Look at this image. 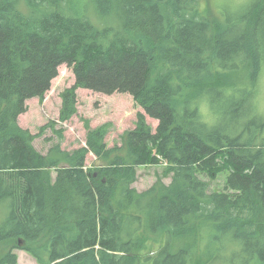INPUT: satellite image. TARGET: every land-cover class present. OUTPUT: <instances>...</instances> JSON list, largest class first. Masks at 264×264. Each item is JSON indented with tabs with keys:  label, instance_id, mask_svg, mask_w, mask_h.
<instances>
[{
	"label": "trees",
	"instance_id": "1",
	"mask_svg": "<svg viewBox=\"0 0 264 264\" xmlns=\"http://www.w3.org/2000/svg\"><path fill=\"white\" fill-rule=\"evenodd\" d=\"M62 64L60 121L78 88L143 108L118 146L89 131L102 168L86 147L38 151L19 123ZM263 75L264 0L218 20L201 0H0V264L17 249L37 264H264ZM163 161L169 184L133 186ZM219 173L221 191L199 175Z\"/></svg>",
	"mask_w": 264,
	"mask_h": 264
},
{
	"label": "rangeland",
	"instance_id": "2",
	"mask_svg": "<svg viewBox=\"0 0 264 264\" xmlns=\"http://www.w3.org/2000/svg\"><path fill=\"white\" fill-rule=\"evenodd\" d=\"M202 7L207 15L218 20L223 12L243 13L253 5L255 0H201ZM73 68L62 64L59 73L53 78L52 87L44 99L37 96L27 101L28 109L18 119L19 123L36 134L34 144L38 151L48 153L51 148L60 146L61 150L73 152L84 147L89 149L87 139L89 131L105 125L107 129L106 143L108 147L122 144L123 135L134 129L139 112L143 108L130 93L116 92L104 94L93 90L78 88L77 112L67 121H60L62 108V92L75 83ZM262 110L264 111V75L262 78ZM147 120L154 129L158 120L147 115ZM90 151V149H89ZM90 151L86 157V169H99L106 165V161L97 157ZM168 163L143 165L138 168V177L134 182L139 191L151 188L159 181L169 184L172 177L166 171ZM206 179L211 190L221 191L226 179V173H219L217 178L211 179L207 175L199 174ZM12 243L0 244V256L7 251ZM15 244V243H14ZM156 248H151L150 255ZM19 258L18 264H37L32 255L24 249L16 250Z\"/></svg>",
	"mask_w": 264,
	"mask_h": 264
}]
</instances>
